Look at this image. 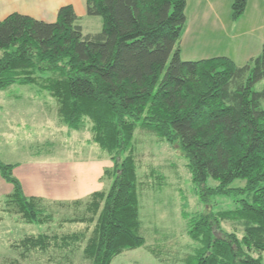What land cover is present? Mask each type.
I'll list each match as a JSON object with an SVG mask.
<instances>
[{
    "label": "trees",
    "instance_id": "trees-1",
    "mask_svg": "<svg viewBox=\"0 0 264 264\" xmlns=\"http://www.w3.org/2000/svg\"><path fill=\"white\" fill-rule=\"evenodd\" d=\"M247 2L233 0V21L243 16ZM85 5L88 17L101 20L95 35H83L69 6L52 24L17 14L0 21V91L21 85L46 92L57 103L60 123L76 132L88 125L89 144L112 164L104 173L108 190L71 203L84 207V215L66 223L93 226L84 258L111 264L145 245L133 150L140 128L181 151L203 204L208 198L245 196L232 210L182 213L197 245L182 264H263L254 254L264 253V44L243 66L224 57L184 62L177 45L186 0H86ZM259 82L263 87L256 91ZM14 168L0 161V177L13 188L7 209L26 224H49L43 201L24 195ZM209 179L217 185L207 186ZM235 181L244 187L230 188ZM221 222L240 225L243 236L222 232ZM82 238L85 234L61 239L41 234L18 247L24 258Z\"/></svg>",
    "mask_w": 264,
    "mask_h": 264
},
{
    "label": "rangeland",
    "instance_id": "rangeland-1",
    "mask_svg": "<svg viewBox=\"0 0 264 264\" xmlns=\"http://www.w3.org/2000/svg\"><path fill=\"white\" fill-rule=\"evenodd\" d=\"M208 1L187 0V21L177 45L181 50L182 61L198 62L219 54H228L235 58L232 60L234 64L239 62V65H242L240 63L244 51L238 47L239 41L232 40L231 37L235 36V33L238 34L236 30L244 27V23H237L239 21L251 20L250 24L255 26L258 21L254 18V12L258 9L256 2L247 5L249 7L247 17L241 19L242 16L238 21L231 19L232 23H230V18L227 16L228 0H222L223 8L218 20L210 18L205 14L206 12L203 14V7ZM232 31L235 33L233 34ZM260 33L261 31L258 30L253 34H247V38L253 42V39L255 40L253 37ZM244 38L245 36L240 40L246 43ZM262 87L263 82H259L255 85V90L259 91ZM32 88V86L13 85L7 90L0 91V161L2 163L25 165L33 162L35 156H40L36 161H40L39 164L43 168L57 164L110 161L108 155L98 146L89 144L91 133L88 125L84 130L76 132L59 124L56 102L50 99L48 94L44 93L42 97H37V101H46L47 105L41 107L39 115L41 118L39 120L38 116L35 117L36 123L32 129L30 126L33 123L29 119L38 115L37 111L26 107L34 99V95L28 92ZM16 97L21 101L15 102ZM42 104L45 105L43 102ZM13 123H16L14 127H12ZM10 131L11 135H9ZM133 144L139 183L141 235L145 245L124 252L111 264H182L197 248L196 243L188 236L182 213L196 216L205 211L216 214L232 210L236 208V201L244 199L245 196L208 198V205L203 204L200 198L201 190L192 184L188 163L175 145L157 142L151 134L140 128L135 131ZM244 184L243 181H235L230 188L241 189ZM109 185L110 182L105 179V191L108 190ZM206 185L215 187L217 184L209 179ZM7 200L8 197L0 194L2 218L0 264H91L84 258L83 249L93 226L66 223L69 219L83 216L84 207L71 203L43 201L45 214L50 215L52 220L47 225H36L26 224L16 212L7 209ZM220 227L222 232L234 233L239 238L243 236V229L238 224L221 222ZM41 234L54 235L58 239L73 234H85V238L77 242H69L67 245L58 242L57 249L46 252L31 251L28 256L21 258L19 242L26 237ZM216 235L220 236L217 232ZM254 256L260 257L264 264V253H255Z\"/></svg>",
    "mask_w": 264,
    "mask_h": 264
},
{
    "label": "crops",
    "instance_id": "crops-1",
    "mask_svg": "<svg viewBox=\"0 0 264 264\" xmlns=\"http://www.w3.org/2000/svg\"><path fill=\"white\" fill-rule=\"evenodd\" d=\"M85 2L86 0H0V21L10 15L17 14L29 17L35 21L52 24L56 22L58 11L63 7L69 6L73 9L76 17L78 18L83 35H95L101 31V20L97 17L87 16ZM250 2H256L255 4L258 6V9L254 12V18L258 19L255 26L250 24L252 22L251 20H242V22H237L238 24L244 23V27L242 29L236 30L238 34H236L235 31H232L233 34L235 33V36L232 35L231 37L232 40H237V42L239 41L238 47L244 51L242 53V63H240L242 65H239V62L234 61L238 66H243L249 60L259 56L262 45L264 44L263 0H248L247 5H250ZM232 3L233 0L227 1V5L229 7V14L227 16L230 18V23H232L230 17ZM222 8V0H209L203 7L202 12L203 14L206 12L205 14L209 15L210 18L218 20L221 17L220 11ZM248 9L249 7H247L245 14L241 19L247 17L249 12ZM258 30L261 31L260 35L253 37L255 40L253 39V42H251L252 40L247 38V34H253L258 32ZM243 36H245L244 39L246 43L240 40ZM248 49L249 51H247ZM220 57L229 58L230 60L235 59L233 56L228 54H219L215 57H210V59ZM28 92L34 95V99L30 102V104L28 103V106L26 107L32 108L35 112H38V115H34V118L29 119V121L33 123L30 127H34V124L36 123L35 117L38 116L40 120L41 117L39 115L41 114V107L47 105L46 101H37V97H42L44 93H47L35 87L28 90ZM16 98L17 100L15 102L21 101L19 97ZM42 102L45 105H43ZM55 105L57 107V103ZM1 110L3 111L4 109ZM15 124L16 123H13L12 127H14ZM33 127L32 129H34ZM10 129L11 128H9V130ZM9 135H11V131L9 132ZM37 158L40 159V156H35V160L33 162H29L25 165H14L15 168L13 170V175L20 182L23 193L26 197L38 198L42 201H50L53 203L68 204L76 201L87 200L92 194L105 191L104 173L106 169L112 166L110 161L99 162L97 160L96 162L87 163L80 162L77 164L71 163L65 165L57 164L51 165L48 168H43L39 164L40 161H36ZM6 165L11 164L6 163ZM12 192V186L3 181L0 177V194H3L5 197H9Z\"/></svg>",
    "mask_w": 264,
    "mask_h": 264
}]
</instances>
